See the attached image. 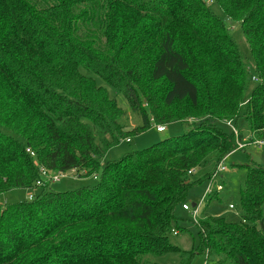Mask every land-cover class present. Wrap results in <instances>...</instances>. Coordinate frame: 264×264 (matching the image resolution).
<instances>
[{"label": "trees", "instance_id": "1", "mask_svg": "<svg viewBox=\"0 0 264 264\" xmlns=\"http://www.w3.org/2000/svg\"><path fill=\"white\" fill-rule=\"evenodd\" d=\"M214 2L241 27L252 67L207 0H0V195L35 189L0 202V264H149L169 252L180 264L194 254L264 264V166L254 162L243 165L238 222L197 219L190 250L169 238L202 181L192 172L264 141V0ZM116 94L140 125L125 130ZM177 121L184 133L104 159L122 138ZM41 168L96 182L55 191Z\"/></svg>", "mask_w": 264, "mask_h": 264}, {"label": "rangeland", "instance_id": "2", "mask_svg": "<svg viewBox=\"0 0 264 264\" xmlns=\"http://www.w3.org/2000/svg\"><path fill=\"white\" fill-rule=\"evenodd\" d=\"M211 3V8L215 14L224 18L226 27L230 30L233 38L240 47L244 57L246 58V64L249 67L253 65V58L250 53V49L245 41L241 27L226 19L220 8L212 0H207ZM100 81V80H99ZM254 86L251 84L250 88ZM247 91V93H248ZM111 96H114V92L110 89ZM117 103L126 112L124 117L120 120V123L125 125V130H130L141 124V119L130 112L123 98L116 94ZM193 120V119H192ZM239 127L242 129L244 135H250V130L243 125L242 121L238 122ZM165 129L161 132L156 130V125L151 123L150 126L144 131L132 134L129 136V142H126L124 138L120 142L106 152L104 159L111 160L121 157L125 152L130 150L144 149L160 140L182 134L187 130V125L184 122H172L164 125ZM262 149H258L256 144L247 145L246 148L235 150L228 154L222 165L225 170L219 171L218 177L215 179V185L221 183L225 186V190L218 193V199L209 196L201 198L205 192V189L209 185V178L206 174L211 175L216 171V163L214 157L210 156L206 161L201 164L195 173L190 176V180H201V182L193 184L187 193L185 203L192 209V203L199 206L198 219L205 216H221L229 221L238 222L240 220V208H239V189L243 186L245 181L246 169L243 165H249L252 162L261 164L264 166V146ZM242 165V166H240ZM220 181V182H219ZM96 182V175L92 176H78L76 173L67 172L65 176L61 177L58 181L51 183V188L55 191L72 190L83 185H90ZM215 185L213 188H215ZM35 191V189H13L0 195L1 203H10L28 198L29 193ZM228 204H231L234 208L229 209ZM174 216L178 225L176 234H170L169 238L171 243L179 246L182 250H190L195 248L199 242L198 228L189 211H185L181 208V205L176 207ZM259 226L258 224H256ZM145 258L149 261V264H180L181 256L178 252H169L162 256L147 255ZM206 261L204 254H194L189 264H203ZM211 261L208 263L210 264Z\"/></svg>", "mask_w": 264, "mask_h": 264}, {"label": "built area", "instance_id": "3", "mask_svg": "<svg viewBox=\"0 0 264 264\" xmlns=\"http://www.w3.org/2000/svg\"><path fill=\"white\" fill-rule=\"evenodd\" d=\"M252 81H256V76L255 75H252L251 77ZM233 130L234 134L237 136V131L236 129L230 124L229 121L226 122ZM165 129V127L163 125H157L156 126V130L161 132ZM246 138L243 139V141L245 140ZM237 142V148H241L244 144L243 142H239V141H236ZM256 145L258 146H262L264 144V141L263 140H256L254 142ZM223 163V160H221L217 165H216V171L210 175L209 177V185L208 187L205 189V192L203 194V197H205L206 195L208 194H211L212 191L215 189L217 191L221 190L222 189V185L221 184H214L215 183V179L216 177H218V174H219V171H224L225 170V167L222 165ZM41 171V176L43 179H46V181H50V182H55V181H58L61 177L65 176L67 172H64V171H57L53 174H50V172H48L47 170L41 168L40 169ZM70 173H74V171H68ZM189 173H191V171H189ZM41 184H43V182L41 180H37L36 181V185L37 186H40ZM215 185V188H213V186ZM32 192L29 193L28 195V198H31L32 196ZM182 209L184 210H190V215L192 217V220L194 221V223L197 221L198 219V208L197 206H194L192 209H190V207L186 204V203H183L181 205ZM230 208H232L233 206L230 204L229 205ZM173 234H176L177 231L175 229H172L171 230ZM203 264H207L206 261L203 262Z\"/></svg>", "mask_w": 264, "mask_h": 264}, {"label": "crops", "instance_id": "4", "mask_svg": "<svg viewBox=\"0 0 264 264\" xmlns=\"http://www.w3.org/2000/svg\"><path fill=\"white\" fill-rule=\"evenodd\" d=\"M250 135H251V133H250ZM250 135H248V136H250ZM263 146H264V145H263ZM262 148H263L262 146H261V147L258 146V149H262ZM196 170H197V169H196ZM193 173H195V170L192 172V174H193ZM192 174H191V175H192ZM223 190H225V186H224ZM32 193H34V191H33ZM203 199H204V197L202 196L201 201H202ZM200 204H201V202H200ZM200 204L198 205V210H199V206H200ZM229 205H230V204H228V208H229V209L234 208V207L230 208ZM181 208H182V207H181ZM183 210H184V209H183ZM185 211H189V212H190V210H185Z\"/></svg>", "mask_w": 264, "mask_h": 264}, {"label": "water", "instance_id": "5", "mask_svg": "<svg viewBox=\"0 0 264 264\" xmlns=\"http://www.w3.org/2000/svg\"><path fill=\"white\" fill-rule=\"evenodd\" d=\"M191 206H192V207H194V206H195V204H194V203H192V204H191Z\"/></svg>", "mask_w": 264, "mask_h": 264}]
</instances>
